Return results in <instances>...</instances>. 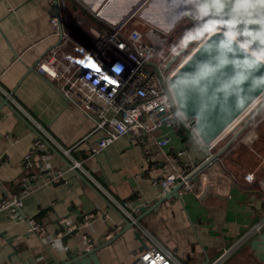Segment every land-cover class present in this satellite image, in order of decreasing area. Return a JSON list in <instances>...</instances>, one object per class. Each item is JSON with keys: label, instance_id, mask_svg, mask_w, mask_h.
Returning a JSON list of instances; mask_svg holds the SVG:
<instances>
[{"label": "crops", "instance_id": "obj_1", "mask_svg": "<svg viewBox=\"0 0 264 264\" xmlns=\"http://www.w3.org/2000/svg\"><path fill=\"white\" fill-rule=\"evenodd\" d=\"M79 1L82 5L72 0H0V162L6 161L0 165V195L18 188L22 157L39 127L46 132L43 138L49 150L45 158L36 160L33 170H66L65 181L40 182L23 199L22 214L35 217L37 234L27 232L21 215L0 218V264H68L95 248L100 264H128L142 248L135 231L146 247L150 237L180 264H264L260 250L249 244L264 231V166L242 145L234 143L204 167L212 186L200 196L195 186L158 205L163 196L145 177L144 151L129 136L95 157L88 156L91 138H85L93 129L92 120L67 104L55 86L35 72L34 64L57 42L56 21L81 42L87 25L72 28L75 13L98 27L100 19L114 22L124 12L118 6L121 12L112 16L106 4L116 6L128 0ZM77 52L74 49L76 58ZM230 134L218 141L213 154ZM170 138L163 148L150 144L158 159L188 145L174 135ZM80 142L81 148L74 151ZM64 150L83 159L92 179L67 171L70 162ZM188 155L182 160H203L197 149ZM258 166L261 178L245 182L243 175ZM123 200L136 220L126 229L125 214L116 203Z\"/></svg>", "mask_w": 264, "mask_h": 264}, {"label": "built area", "instance_id": "obj_2", "mask_svg": "<svg viewBox=\"0 0 264 264\" xmlns=\"http://www.w3.org/2000/svg\"><path fill=\"white\" fill-rule=\"evenodd\" d=\"M151 1L139 0L136 5L144 8ZM129 11L114 22L100 19L98 27L86 24L81 15L75 13L71 27L87 25L81 42L73 40L71 29H60L56 21L57 42L39 56L34 70L55 86L67 104L92 120L93 129L85 138H91L86 149L89 157L100 154L119 138L129 136L131 143L142 147L148 162L145 177L157 189L159 196H164L176 186H179L180 192L193 191L197 186L196 196H200L212 186L210 175L200 166L213 155L218 141L235 131L245 120L244 117L263 100L264 94L237 117V121L235 119L220 135L205 143L198 134L195 120L180 111L171 88V80L184 60L165 67L174 49L163 51L165 32L152 25L143 30L130 27L135 14L133 11L128 14ZM188 14L194 18L191 12L188 11ZM74 49L78 51V58L74 56ZM263 118L252 123L235 142L261 159V164L264 145L259 144L263 136L259 124ZM44 133L39 127L32 134V145L20 163L22 174L18 188L0 195V218L9 220L21 215L27 224V232L32 234H37L39 225L34 216L22 214L24 197L40 182L65 181L66 170H33L36 160L45 158L49 150ZM171 135L188 141V145L175 150L173 154L167 155L162 151L165 159H158V154L151 151L150 144L163 148L169 144ZM81 144L73 146L74 151L80 149ZM192 148L203 155L202 162L182 160L183 157L188 159ZM64 153L70 162L67 171H79L92 179L83 167V159L75 157L69 150H64ZM5 163L3 160L0 165ZM259 168L245 173L243 180L251 183L261 178ZM116 203L125 214L124 219L135 224V218L126 210L127 201ZM1 236L0 233V239ZM149 240L147 247L137 252L128 264H180L158 242L150 237Z\"/></svg>", "mask_w": 264, "mask_h": 264}, {"label": "water", "instance_id": "obj_3", "mask_svg": "<svg viewBox=\"0 0 264 264\" xmlns=\"http://www.w3.org/2000/svg\"><path fill=\"white\" fill-rule=\"evenodd\" d=\"M136 1L128 4L125 12ZM188 1L198 10L197 23L188 38L169 56L165 67L173 65L192 43L207 34L178 69L171 80V88L180 111L195 120L198 134L208 143L264 92V0H152L149 6L165 4L163 10L168 14L166 26L154 24L165 33L172 30L188 8ZM253 109L200 168L230 150L264 111V100ZM178 188L166 193L156 205L178 195ZM124 221V229L134 225ZM134 234L142 246L139 251L145 249L139 231ZM249 244L260 250L259 258L264 260V231ZM96 251L97 248L72 258L68 264H100Z\"/></svg>", "mask_w": 264, "mask_h": 264}, {"label": "rangeland", "instance_id": "obj_4", "mask_svg": "<svg viewBox=\"0 0 264 264\" xmlns=\"http://www.w3.org/2000/svg\"><path fill=\"white\" fill-rule=\"evenodd\" d=\"M73 2H75V3H77L78 5H82V3L79 1V0H72ZM129 1H133V0H128V1H126V3L124 2V3H122V4H120V3H118V4H116V6L115 5H110V6H108L107 4H106V6H107V12L108 13H111L112 14V16L113 15H117L119 12H121V10L119 11V8L120 7H122L123 9H124V12H123V14H121L120 15V17H122L126 12H125V8H126V6H128V2ZM117 2V1H116ZM113 4V3H112ZM150 5V2H149V4H148V6H144V8H143V10H141L142 8H140V6L138 7V5H134V6H132L131 7V9H130V11H129V13L128 14H130L131 13V11H133V13L135 14L133 17H132V21H131V23H130V27H133V28H136V29H139V30H143L145 27H147V26H150V25H152V26H155V27H157V28H159L158 26H156L154 23L156 22L157 23V25H159V26H162V27H164V26H166L167 24L166 23H168V21L167 22H165V21H163V16L164 17H166L167 19H168V17L166 16V15H163V14H161L162 12H163V9L159 12V14H158V17H156V15L157 14H155V16H154V18L156 19V20H154V19H151L150 20V17L149 16H151L152 14H151V11H150V9H151V7L152 6H149ZM192 5H194L191 1H188V8H186V10H185V12H184V14H183V16L177 21V23H175V25H174V27L172 28V30H170L169 32H167V33H163L164 34V36H165V44H164V47H163V51L164 50H167V49H173V51L172 52H174L187 38H188V36L191 34V32L193 31V26H195L196 25V23H197V20H198V17H196L195 19L194 18H191V16H189V14H188V11L189 12H192L191 11V6ZM106 6H105V8H106ZM118 6H120L118 9H117V7ZM83 8H85L84 6H83ZM88 12H91V13H95L96 14V12H92V10H89L88 8H85ZM129 10V9H128ZM127 10V11H128ZM140 10L141 11H144L145 12V14H147V16H144V15H142V13L140 14ZM154 13H155V11H153ZM142 15V16H141ZM119 17V18H120ZM142 17V18H141ZM158 18H159V20H158ZM165 18V19H166ZM187 22H190V26L187 28V30H185L184 31V33H181L182 32V30H183V28H184V25L187 23ZM177 31L178 32H180L179 33V35H181V36H179V38L177 39V40H175V42H174V39L176 38V33H177ZM197 43L199 44V41H197V42H194V43H192L190 46H189V48L182 54V56L177 60V63H179V62H181L185 57H187L189 54H190V51H192L196 46H197ZM247 48H248V46H246ZM251 50V49H250ZM252 51V50H251ZM171 52V53H172ZM254 52V51H253ZM263 100H264V98H263ZM254 110V109H253ZM250 114V113H249ZM248 114V115H249ZM247 115V116H248ZM264 115V112L261 114V116H263ZM247 116H246V118H247ZM245 118V119H246ZM260 118V117H259ZM259 127H260V129L263 131V136H262V139L259 141V144H261V145H264V118H263V120L260 122V124H259ZM242 147V146H241ZM241 147H239V148H241ZM192 149H194V148H192ZM242 150V149H241ZM263 154H264V151H263ZM254 160H255V158H253ZM257 160V159H256ZM260 160L261 159H259V162H260ZM262 160H263V162H262V165L261 166H264V155L262 156ZM257 162H258V160H257ZM195 163H197V162H195ZM262 168V167H261Z\"/></svg>", "mask_w": 264, "mask_h": 264}, {"label": "bare ground", "instance_id": "obj_5", "mask_svg": "<svg viewBox=\"0 0 264 264\" xmlns=\"http://www.w3.org/2000/svg\"><path fill=\"white\" fill-rule=\"evenodd\" d=\"M138 1H139V0H137L136 2H134V3H133V6L136 5V4L138 3ZM112 2H113V1H112ZM131 3H132V2H131ZM158 4H159V5H158ZM164 5H165V4L162 5V4H160V3H157V4L155 3V4L152 5V7H151V9H150L152 15L149 16V17H150V20H151V19L156 20V19L154 18L155 14H157L156 17H158L159 12H160L163 8H165ZM130 9H131V8H130ZM130 9H129V10H130ZM129 10H128V11H129ZM128 11H127V12H128ZM153 11H155V13H154ZM141 13H142V15L147 16V14H145L144 11H141L140 14H141ZM160 13H161V12H160ZM161 14L168 16L167 13H164V10H163V12H162ZM165 18H166V17L163 16V21L167 22L168 19H167V18L165 19ZM158 20H159V18H158ZM166 24H167V23H166ZM209 33H210V32H209ZM206 35H207V34H205V35L199 40V44H200V42L206 37ZM230 35H231V34H230ZM231 36H232V35H231ZM199 44L197 43V46H196L192 51H190V54H191V53H192V52L198 47ZM246 48H247V47H246ZM247 50L250 51V48H247ZM250 52H251V51H250ZM190 54H189L187 57H185L183 60L185 61V60L190 56ZM261 59H262V58H261ZM184 61H183V62H184ZM263 94H264V92H263V93H262L257 99H259ZM257 99H256V100H257ZM252 104H253V103H252ZM252 104H251V106H252ZM251 106H250V107H251ZM250 107H248V108H247V109H246L241 115H243V114H244V113H245ZM241 115H240V116H241ZM240 116H239V117H240ZM239 117H238V118H239ZM238 118H237V119H238ZM237 119H236L235 121H237Z\"/></svg>", "mask_w": 264, "mask_h": 264}, {"label": "trees", "instance_id": "obj_6", "mask_svg": "<svg viewBox=\"0 0 264 264\" xmlns=\"http://www.w3.org/2000/svg\"><path fill=\"white\" fill-rule=\"evenodd\" d=\"M191 11H192L191 13L193 14V17H194V18L198 17V14H199V13H198L197 8H196L194 5L191 6ZM189 26H190V22H187V23L184 25V28H183V30H182L181 33H184V31L187 30V28H188ZM179 33H180V32L177 31V33H176V38L174 39V42H175V40H177V39L179 38V36H181V35H179ZM181 33H180V34H181ZM170 49H171V48H170ZM170 49L164 50V52H167V51L170 50Z\"/></svg>", "mask_w": 264, "mask_h": 264}, {"label": "snow or ice", "instance_id": "obj_7", "mask_svg": "<svg viewBox=\"0 0 264 264\" xmlns=\"http://www.w3.org/2000/svg\"><path fill=\"white\" fill-rule=\"evenodd\" d=\"M231 5L229 4V7H230Z\"/></svg>", "mask_w": 264, "mask_h": 264}]
</instances>
